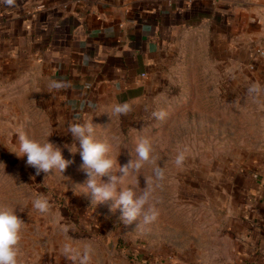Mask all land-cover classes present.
<instances>
[{
  "label": "rangeland",
  "instance_id": "374dc122",
  "mask_svg": "<svg viewBox=\"0 0 264 264\" xmlns=\"http://www.w3.org/2000/svg\"><path fill=\"white\" fill-rule=\"evenodd\" d=\"M216 36H193L176 47L175 57L146 81L145 96L128 102L126 115L113 113L123 103L113 99L77 118L67 113L39 57L18 56L0 66V204L24 220L18 264H80L85 245L94 250L88 264L241 261L243 218H264V71L235 57ZM253 85L258 91L250 93ZM161 111L163 119L153 115ZM75 122L93 123L95 138L111 144L110 155L121 166L135 158L142 139L151 140L150 161L120 187L142 192L147 179L146 207L156 208L154 221L145 223L141 215L126 225L114 201L92 203L80 186L86 176L68 131ZM21 131L50 139L74 163L64 174L36 175L27 156L13 153ZM180 153L184 161L177 165ZM158 167L163 179L155 175ZM41 196L49 201L47 213L33 207Z\"/></svg>",
  "mask_w": 264,
  "mask_h": 264
},
{
  "label": "crops",
  "instance_id": "0c3cea01",
  "mask_svg": "<svg viewBox=\"0 0 264 264\" xmlns=\"http://www.w3.org/2000/svg\"><path fill=\"white\" fill-rule=\"evenodd\" d=\"M211 32L219 45L264 71V56L256 57L264 51V0L0 3V66L18 56L41 58L51 81L67 85L56 95L77 118L109 99L140 100L146 81L175 57L176 47L193 36L208 40ZM243 219L238 264H264V218Z\"/></svg>",
  "mask_w": 264,
  "mask_h": 264
},
{
  "label": "clouds",
  "instance_id": "9594fccd",
  "mask_svg": "<svg viewBox=\"0 0 264 264\" xmlns=\"http://www.w3.org/2000/svg\"><path fill=\"white\" fill-rule=\"evenodd\" d=\"M7 6H13L15 0H0ZM67 85L61 81H52L49 85L53 89H61ZM258 91L253 85L249 92ZM131 110L128 102L117 103L113 106V113L116 115H126ZM153 115L158 119H163L166 113L155 112ZM74 141L78 142V151L82 163L80 170L85 174L86 181L81 187L85 188L86 194H91L92 203L114 201L113 210L121 211L120 221L126 225L132 224L141 215L145 223L154 221L158 212L154 206H148L151 191L149 181L142 192H137L134 188H122L124 179L130 173H138L145 163L151 159L153 144L150 139H142L136 146L135 158L129 160L127 164L121 166L117 159L110 155L112 146L107 140H97L95 138V125L93 123L75 122L69 125L68 129ZM19 151L13 152L18 157L27 156V165L36 170V175L41 173H60L68 169L74 160L65 158L63 149L50 141L38 140L29 134L21 131L18 133ZM72 152L71 149H69ZM73 153V152H72ZM73 153V154H75ZM184 161L183 153L177 155L175 163L181 165ZM117 164L119 167L117 169ZM158 179H163L165 171L162 167L155 169ZM48 176V175H47ZM46 176V177H47ZM107 177V180L104 178ZM33 207L41 213H47L50 205L47 198L41 196L33 201ZM24 220L18 215V211L11 206L0 204V264H18L19 242ZM64 252L71 254L73 251L70 243L64 244ZM91 245H85L80 255V264H88L93 254Z\"/></svg>",
  "mask_w": 264,
  "mask_h": 264
},
{
  "label": "built area",
  "instance_id": "2783aa9c",
  "mask_svg": "<svg viewBox=\"0 0 264 264\" xmlns=\"http://www.w3.org/2000/svg\"><path fill=\"white\" fill-rule=\"evenodd\" d=\"M44 6H40L39 8L42 9ZM258 55L259 56H264V51H258ZM143 77H145V74L143 75Z\"/></svg>",
  "mask_w": 264,
  "mask_h": 264
}]
</instances>
